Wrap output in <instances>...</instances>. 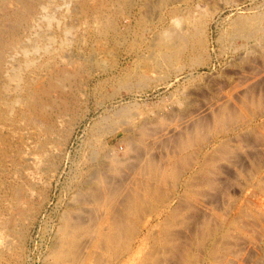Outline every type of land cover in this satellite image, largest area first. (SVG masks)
<instances>
[{
    "label": "rangeland",
    "instance_id": "374dc122",
    "mask_svg": "<svg viewBox=\"0 0 264 264\" xmlns=\"http://www.w3.org/2000/svg\"><path fill=\"white\" fill-rule=\"evenodd\" d=\"M13 5L0 264H264V0Z\"/></svg>",
    "mask_w": 264,
    "mask_h": 264
},
{
    "label": "bare ground",
    "instance_id": "6f19581e",
    "mask_svg": "<svg viewBox=\"0 0 264 264\" xmlns=\"http://www.w3.org/2000/svg\"><path fill=\"white\" fill-rule=\"evenodd\" d=\"M10 1V0H9ZM34 0H13V7L17 10H19V8L20 9H23L24 8V6L25 5H28V3H32ZM47 1V0H46ZM51 2V1H50ZM83 2V1H82ZM36 3H37V1H36ZM87 3V2H86ZM95 3V2H94ZM161 3V2H160ZM49 4V3H48ZM83 6H84V4L83 3H81ZM113 5V4H112ZM43 6V5H42ZM91 6V5H90ZM44 7V6H43ZM100 7V6H99ZM20 11V10H19ZM69 11V10H68ZM91 11V10H90ZM92 12H94V14L93 15H96L97 13H95V12H98V6H96V5H94V4H92ZM101 12H102V9H101ZM18 14L20 13V12H17ZM75 13V12H74ZM99 13V12H98ZM108 13V12H107ZM100 14V13H99ZM121 14V13H120ZM63 16V15H62ZM97 16V15H96ZM95 16V17H96ZM100 16V15H99ZM260 16V15H259ZM258 16V17H259ZM103 17V16H102ZM105 17V16H104ZM243 17V16H242ZM64 18V17H63ZM180 18H181V16H180ZM254 18V17H253ZM261 18V17H260ZM48 19V18H47ZM107 19H108V17H107ZM112 20V19H111ZM264 20V19H263ZM262 20V21H263ZM187 22V21H186ZM199 22V21H198ZM264 22V21H263ZM177 23H179L178 21H177ZM191 23V22H190ZM244 23H245V21L243 20V19H241V18H238V20H237V28H238V30H240V29H242V28H244ZM261 23V22H260ZM109 24V23H108ZM114 24V23H113ZM191 24H193V23H191ZM49 25V24H48ZM177 25V24H176ZM246 25V24H245ZM64 26V25H63ZM187 26V25H186ZM193 26V25H192ZM109 28V27H108ZM177 28V27H176ZM190 28H192V27H190ZM62 29H63V31L65 32L66 31V27L64 26V27H62ZM104 29H105V27H104ZM183 29V28H182ZM68 30V29H67ZM96 30H97V28H96ZM165 30V29H164ZM237 30V31H238ZM246 30V29H245ZM100 31V30H99ZM198 31V30H197ZM160 32V31H159ZM98 33H100V32H98ZM198 33V32H197ZM230 33H233V32H230ZM234 33L236 34V32L234 31ZM244 32H242L241 34H243ZM104 34V33H103ZM227 34V33H226ZM237 34H238V32H237ZM247 34V33H246ZM248 34H249V31H248ZM118 35V34H117ZM195 35V34H194ZM192 33H189V34H187V33H184L183 31H180V30H178V28H177V30H168L167 32H163V33H161L160 35H155L156 37H155V39L153 40V44H154V46L158 49L157 50V52H158V54L161 56V57H163V56H168L167 58H172L173 56H175V54L177 53V52H179L180 50H181V48L184 46V47H186V45L188 44L187 43V39L189 38V36H193V37H195ZM225 36V35H224ZM227 36V35H226ZM231 37V36H230ZM52 38V37H51ZM225 38V37H224ZM202 41V40H201ZM185 42L187 43V44H185ZM203 42V41H202ZM103 45V44H102ZM25 48V47H24ZM47 49V48H46ZM186 49V48H185ZM45 50V49H44ZM22 51H27V49L25 50H22ZM29 51V50H28ZM184 51V50H183ZM176 56H178V55H176ZM176 56H175V58H176ZM165 58V57H164ZM177 59V58H176ZM28 60V59H27ZM136 60V59H135ZM166 60V59H165ZM29 61V60H28ZM172 61V60H171ZM27 62V61H26ZM17 68V67H16ZM15 68V69H16ZM17 69H19V68H17ZM13 71V70H12ZM19 71H20V69H19ZM152 71V70H151ZM14 72V71H13ZM12 72V73H13ZM11 73V74H12ZM16 73H17V71H16ZM17 75H19V73L17 74ZM9 76V75H8ZM141 76V75H140ZM143 76V75H142ZM18 78V77H17ZM21 78V77H20ZM20 78H19V80H20ZM14 79V78H13ZM18 80V81H19ZM9 81V80H8ZM13 81V80H12ZM14 82V81H13ZM16 82V81H15ZM19 84V83H18ZM15 86H16V84H15ZM19 86V85H18ZM17 86V87H18ZM30 88V87H29ZM23 91V90H22ZM28 91V89L26 90V92ZM33 92V91H32ZM8 93V92H7ZM29 93V92H28ZM23 98V97H22ZM24 101H25V99H24ZM123 110V109H122ZM117 121V120H116ZM44 153V152H43ZM139 159V158H138ZM102 184V183H101ZM17 188V187H16ZM18 189V188H17ZM18 191H19V189H18ZM18 191H16V193L18 192ZM18 194V193H17ZM19 196V195H18ZM7 229V228H6ZM3 236H5V232H4V234H3ZM8 240V239H7ZM7 240H6V242H7ZM5 244V243H4ZM9 244V243H8Z\"/></svg>",
    "mask_w": 264,
    "mask_h": 264
}]
</instances>
